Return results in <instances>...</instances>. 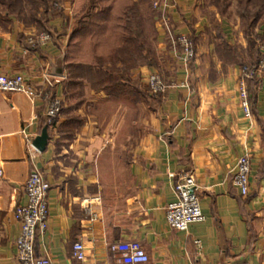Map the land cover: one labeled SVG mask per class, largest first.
I'll list each match as a JSON object with an SVG mask.
<instances>
[{
    "label": "crops",
    "instance_id": "1",
    "mask_svg": "<svg viewBox=\"0 0 264 264\" xmlns=\"http://www.w3.org/2000/svg\"><path fill=\"white\" fill-rule=\"evenodd\" d=\"M178 2L173 24L193 38L195 61L184 68L178 56L165 51L157 27L161 55L176 65L166 69L175 77L166 81L170 89L161 97L159 116L139 121L123 116L116 124L114 113L102 111L114 102L113 93L102 88L106 84L94 82L86 71L74 77L66 66L74 4L66 3L51 19V41L42 48L27 43L34 28L9 17L11 30L0 34V74L22 75L36 89L44 74L52 75L58 82L53 94L65 107L33 164L25 137L35 142L47 128V103L0 91V264H18L14 213L26 204L25 185L34 165L51 186L48 228L36 236V258L52 264H117L110 246L128 242L144 249L147 264H264V78L248 83L247 117L237 92L239 67L224 65L216 52V42L228 40V31L222 26L218 34L207 32L202 18L187 13L192 1ZM206 33L215 47L207 43L203 49ZM92 106L96 113L89 112ZM246 156L250 190L242 196L233 171ZM182 174L196 178L205 217L187 232L170 228L166 220V208L176 200L173 176ZM76 243L84 246L83 263L72 256Z\"/></svg>",
    "mask_w": 264,
    "mask_h": 264
},
{
    "label": "built area",
    "instance_id": "2",
    "mask_svg": "<svg viewBox=\"0 0 264 264\" xmlns=\"http://www.w3.org/2000/svg\"><path fill=\"white\" fill-rule=\"evenodd\" d=\"M175 5V0H154L153 3L160 16L159 26L164 30V36L167 37L170 49L179 57L184 68H188L195 58V49L188 34H177L173 30L170 9H173ZM50 41L51 36L47 33L33 34L27 39V43L32 49L45 47ZM261 53L262 57L257 65L242 70L240 83L238 84L241 104L247 117L250 116L247 80L250 78H263L264 49ZM57 83L52 75L44 74L41 88L36 89L28 84L22 75L7 76L0 74L1 92L23 94L32 100H42L47 103L46 127L51 130L56 128V121L64 108L63 101L53 94ZM147 86L152 96L163 95L170 89V86L164 82L163 77L157 73H153L148 77ZM25 138L30 159L34 164L39 151L30 137L26 136ZM250 173V159L247 156L240 158L233 171V183L240 190L242 196H247L249 193ZM0 176H2L1 172ZM173 177L175 179L173 191L176 200L167 206L166 220L170 228L180 232H187L192 224L205 221L200 207L199 189L196 178L192 174L175 175ZM50 190L51 186L45 176L34 165L25 185L26 204L18 206L14 213L20 229L19 237L16 241V259L18 264H52L47 258H36L35 254L36 236L39 232L43 233L48 228V194ZM110 252L118 255L117 264H147L149 262V256L139 244L128 242L113 244L110 246ZM72 256L80 263L85 262V249L81 243L74 244Z\"/></svg>",
    "mask_w": 264,
    "mask_h": 264
},
{
    "label": "rangeland",
    "instance_id": "3",
    "mask_svg": "<svg viewBox=\"0 0 264 264\" xmlns=\"http://www.w3.org/2000/svg\"><path fill=\"white\" fill-rule=\"evenodd\" d=\"M53 1L57 3L55 7H57V9L59 10L63 8L64 9L67 8L65 7L66 3H71V5L74 4L73 5L74 8L72 7V9L69 10L70 12L69 14H72L71 17L73 20L72 23L69 24L68 29L72 31L76 30L79 22V19L76 16L78 13L75 7L76 0H53ZM53 1L49 0L48 2L50 9L54 8L53 4L55 3H52ZM191 1L192 3H188L187 13L191 14V16L196 15L197 21L198 20L201 21L202 18L203 19L202 23L208 25L207 32L210 33L217 32L218 34L220 33L221 27L222 26L225 27L229 33L227 41L232 45H238L239 47H241L242 44H244L246 48H250L248 39L245 37L244 30L245 28H250L249 26H251L250 39L254 43V47H253L254 52L253 51L251 52V49H248L247 52L245 53L244 65L238 66L239 67L238 69L240 70V78H241V72L244 68H250L258 64L257 62L261 59L262 57L261 52L264 49V10H262V12L260 11L263 2L262 0H218L219 2L217 4L214 3L213 5H211L210 0L207 2L206 0H191ZM175 2L176 5L174 6V8L170 9V17L173 27H174L173 24L174 15L180 12L178 0H175ZM153 3L154 0H136L135 3L137 6V15L133 18V21L135 22L134 23L135 26L133 27L132 30L139 31L138 33H140L142 37L140 39L141 41L140 40L137 41V39L134 38L133 35L132 37L134 38V40L129 42L128 45L129 47L127 50H125L124 52H120V54L108 56L103 59L104 69L102 70V72L109 73L111 75L110 79L108 78L105 79L106 86L113 83L114 71H115L116 72L115 74L120 75V77H122L121 78L122 80L124 81L128 80L129 84L134 85L135 88H138L139 90L137 94L130 93L131 91L129 89L126 92L121 91L120 89H114V91H112L113 92L112 96H114V102L109 104L108 107L103 108L102 111L103 113L104 112L114 113V123L116 120L120 119L123 116H127L128 119L134 118L135 121H139V119H142L143 116H159L160 106H161L160 101L162 100L161 97L163 96L159 95L154 97L150 94L149 88L147 86L148 77L153 73H157L162 77L166 75L165 78L167 77L168 79L165 80V78L163 77L164 82L166 84H168L166 81H168L169 78L175 77L174 76L175 71L172 72L166 71V69L169 70V68H175L176 67L175 62H172L169 55L168 57H166L165 55H161L164 51L160 48L161 45L160 43H158V38H157L159 37L158 35L159 32L157 31L158 30L157 27L160 28L159 26L160 16L159 13L154 8ZM12 10H16V11L10 14L14 16V18L20 23V25H23L24 27H28V28H34L36 34H42V33L49 34L47 28L49 23L51 22V19L54 17L52 16L54 10H49V13L45 15L44 9H37L36 0H21L19 5L18 3L13 5ZM6 12L7 11L3 10L0 7V34L11 30L12 23H10L11 22L10 19L12 17H10L9 19V17L6 16ZM243 16L248 17V21L243 22L242 19ZM191 18L192 17H190L189 20ZM254 20L257 21H255L254 23ZM175 29L177 28L174 27L173 29L174 32L179 34L180 32H177ZM161 31L163 33L164 43H166V45L169 48L164 50L167 52H172L167 42V37L164 36L165 34L164 30L161 29ZM189 36L191 37V35ZM191 39L195 49V58L192 61L194 62L196 59V48H195V42L192 37ZM213 39L212 38L209 39V35L207 34L206 41L203 40L200 41V43L204 45L203 49H206L207 43L215 47L219 41H217L215 44L213 43ZM133 53H135V57H134L135 59L131 58V54ZM119 58L128 60L129 64L130 62L135 63L134 66L131 67L134 70L129 69V71H127L124 66L122 68V65H118L119 63L117 60ZM192 62L188 66V69L191 68ZM206 63L208 64L206 66L210 67L211 65L210 59H207ZM169 64L171 65V67H168ZM163 66H166L165 70L162 68ZM143 67L152 70V72H148V73L137 72L139 68H143ZM154 68L156 70L158 69V72H154L155 71ZM133 71H135V75ZM120 73H122V75ZM207 73L208 72L206 70V72L203 73L202 75L204 74L206 75ZM210 75L213 76L214 78L217 77L216 73ZM87 77L89 78L90 75H87ZM92 77L94 82L98 83V81H96V77L93 75ZM240 78L238 79V83H237V92L239 99L240 96L238 91L239 90L238 84L240 83ZM252 80H259V79L250 78L247 80V92H248V83ZM240 104H241V99H240ZM63 107H65L64 103H63ZM97 111H98L97 107L94 106H92V108H90L89 110L90 113H96Z\"/></svg>",
    "mask_w": 264,
    "mask_h": 264
},
{
    "label": "trees",
    "instance_id": "4",
    "mask_svg": "<svg viewBox=\"0 0 264 264\" xmlns=\"http://www.w3.org/2000/svg\"><path fill=\"white\" fill-rule=\"evenodd\" d=\"M20 1L21 0H0V7L7 11L6 16L14 18L10 13L16 11L12 10L13 5L17 3L19 5ZM207 1L209 0H206V2ZM210 1L211 5L219 2L218 0ZM262 1L261 12L264 10V0ZM48 2L49 0H36L37 9H44L45 15L49 13V10H54L52 16L60 15V10L55 7L57 3L53 1L52 3H55L53 4L54 8L50 9ZM135 3L136 0L75 1L76 11L78 12L76 16L79 22L76 30L72 31L69 36L65 57L66 66L74 77L79 76V71H86V75L95 76L96 81L101 83L102 86H104L106 78H111L109 73L102 72L104 69L103 59L127 50L129 42L133 41L134 38H136L137 41L142 38L140 33H138L139 31L132 30L135 26L133 18L137 15V6ZM242 19L243 22L248 21V17L246 16H243ZM255 21L257 20H254V23ZM249 27L250 28H245L244 34L248 39L250 48H245L243 50L238 45L230 44L227 38H222L219 44H217L216 52L224 65H244L245 53L248 49H251L252 52L254 47V43L250 39L251 26ZM133 35L134 38L132 37ZM134 57L135 53L131 54V58L135 59ZM117 61L118 63L121 62L122 68L124 66L127 71H129V69L131 70V67L135 64L133 62L129 64V61L123 58H119ZM115 73L114 71L113 83L107 85L105 88L102 87L104 91H107L109 94H112L114 89H120L125 92L129 89L131 91L130 93L133 94L139 92L138 88L128 83V80H122V77ZM122 73L120 74L122 75ZM256 81L257 80H252L249 83H256Z\"/></svg>",
    "mask_w": 264,
    "mask_h": 264
},
{
    "label": "water",
    "instance_id": "5",
    "mask_svg": "<svg viewBox=\"0 0 264 264\" xmlns=\"http://www.w3.org/2000/svg\"><path fill=\"white\" fill-rule=\"evenodd\" d=\"M49 137H48V129L45 128L41 134V136H39L35 142H34V146L38 149V151L40 152H44L47 143H48Z\"/></svg>",
    "mask_w": 264,
    "mask_h": 264
}]
</instances>
